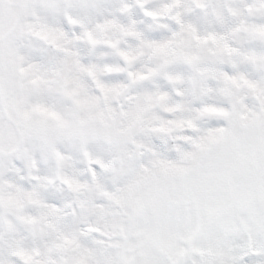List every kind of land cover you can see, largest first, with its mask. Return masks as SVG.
Wrapping results in <instances>:
<instances>
[{
  "label": "snow or ice",
  "instance_id": "6c2138e0",
  "mask_svg": "<svg viewBox=\"0 0 264 264\" xmlns=\"http://www.w3.org/2000/svg\"><path fill=\"white\" fill-rule=\"evenodd\" d=\"M0 264H264V0H0Z\"/></svg>",
  "mask_w": 264,
  "mask_h": 264
}]
</instances>
